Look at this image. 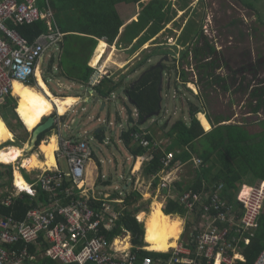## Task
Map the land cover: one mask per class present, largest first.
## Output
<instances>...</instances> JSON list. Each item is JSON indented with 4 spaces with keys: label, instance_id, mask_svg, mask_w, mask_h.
Instances as JSON below:
<instances>
[{
    "label": "trees",
    "instance_id": "16d2710c",
    "mask_svg": "<svg viewBox=\"0 0 264 264\" xmlns=\"http://www.w3.org/2000/svg\"><path fill=\"white\" fill-rule=\"evenodd\" d=\"M121 2L138 4L137 19L132 20L125 26L116 8V5ZM35 3L40 10L48 7L52 10L59 29L64 33L62 41L58 44L60 45L59 56L57 58L54 55L50 56L49 70L57 63L60 76L81 82H87L94 72V68L88 65V61L97 46L98 39H103L105 42H99L91 61L92 65L99 63L107 44L113 45L115 43L119 45L120 42H123L126 45L124 47L132 44L129 54L139 50L146 42L155 37L173 19L176 13L173 10L171 0H36ZM245 5H248L247 2H245ZM184 7H186L185 3L181 5L180 9L182 10ZM12 27L29 42H33L37 36L47 32V25L44 20H38L31 24H17ZM122 27H124L123 34L120 31ZM190 39L196 40L195 45L192 48L183 49L182 57H187L190 52L193 54V58L197 61L195 67L198 70L199 80L203 83V87L216 84L227 88V79L216 72V69L220 67L221 57L217 55L216 49L202 34L201 29L193 23L183 28L182 34L177 40L179 45L185 46ZM160 53L167 54V51L160 47L150 53H145L139 61L129 67L127 73L122 74L116 81L112 77H104L95 86L96 92L103 98L111 95L123 85L128 76L142 70L152 58V55ZM161 64L165 67L164 63ZM151 66L149 65L140 72L141 74L148 70L133 88H131V83L138 79L140 74L124 88L125 96L133 103V107L137 111V123H142L144 118L154 115L161 109L162 98L159 87L164 72L160 67L149 70ZM227 67L228 79L234 80L239 76L251 75L254 80H257L250 92L251 97L256 100L252 112L256 113L259 110L264 112V81L258 78L264 69H261L258 63L253 64L252 62L243 68V73L241 68L234 69L229 64H227ZM181 74L182 84L185 85L188 82L186 73L182 71ZM6 101L5 106L9 104V101L13 102L14 98L10 96ZM14 108L15 105L11 109ZM198 112H200L199 106L189 102L188 121L180 118L169 127L167 123L162 125V130H165L163 136L168 139V144L164 146V149H162L160 143H155L157 141L154 139V134L151 133L150 128L143 130L137 124H134L127 130L122 131L121 138L134 161L140 157L143 159L142 174L151 177V175L159 173L163 169L162 157L166 153L172 152L174 157L171 163H175L178 159L182 162H190L194 154L201 158L202 164L197 166L193 182L185 186V189L200 190L203 184L209 188L223 182L225 191L228 192L230 198L241 184L253 186L259 181H264V121L257 124L259 125L257 130H251L252 125L247 123L246 120L242 124L222 123L229 120V117L218 115L213 119L208 118L212 124L210 129V123L207 121L205 114ZM197 113L199 119L196 116ZM11 114L14 115L16 120H19L14 110ZM199 120L205 129L210 130L205 131ZM9 125L13 129L10 121ZM55 127L53 126V128ZM50 131L47 130L40 134L36 144H39L43 136ZM140 133H144V138L148 141L147 145H143L142 141L136 138V134ZM96 136L99 142H103L102 129ZM0 166L7 167L10 173V166L4 164H0ZM165 171H168V168ZM105 183L110 182L107 180ZM73 185L70 179L64 178L57 193L58 197L63 199V202L69 201L70 198L65 196V190ZM248 191L249 189L245 187L242 195H246ZM80 194L81 189L75 188L73 197H79ZM116 197L122 200L121 205L124 209L116 220L114 230L108 235L112 238L115 234L130 232L133 244L141 245L144 227L135 215L144 210L142 205L137 204L142 199V195L137 191H132L121 198L116 193L111 199H117ZM36 199L47 200V194L39 187L36 190V197L21 193L14 198L12 206L3 211H13L16 218L22 219L30 208L37 205ZM96 203L101 204L102 200ZM117 204L116 206H119ZM185 210L172 197H167L162 211L166 215L177 214L183 217L186 213ZM242 245L245 247V264H251L260 251L264 250V202L258 219V226L250 237V242L247 245L242 243ZM132 252H135L138 256L136 264L145 256L161 257L162 259L169 257L167 252H151L135 248ZM38 264L57 263L43 258Z\"/></svg>",
    "mask_w": 264,
    "mask_h": 264
},
{
    "label": "built area",
    "instance_id": "2783aa9c",
    "mask_svg": "<svg viewBox=\"0 0 264 264\" xmlns=\"http://www.w3.org/2000/svg\"><path fill=\"white\" fill-rule=\"evenodd\" d=\"M35 2L36 0H0V111L13 94V83L19 81L29 84L36 77L38 63L44 54L56 49L64 35L52 10L49 7L40 10ZM38 20L45 21L47 32L37 36L33 42H29L12 27ZM93 67L94 72L89 80L92 87L97 86L109 74L105 69ZM136 138L143 145L148 144L144 133L136 134ZM92 152L85 137L77 140L61 137L56 157L65 160L67 171L44 169L37 176L40 189L47 194V200L30 208L22 219L16 218L13 211L1 210L2 207L12 206L17 193L0 195V264H38L43 258L57 264L138 262L137 254L123 245L124 238H129V232H121L112 238L108 235L114 230L121 213L113 204L121 205L122 200L109 197L100 199L94 193H83L85 171ZM173 157L172 152L166 153L162 158L163 169L160 172H165L168 168V175L182 164L178 161L171 163ZM194 162L200 164L202 161L196 158ZM159 173L154 174L153 178H157ZM64 178L70 179L74 184L65 190L66 198H70L66 203L57 195ZM168 179L160 178L159 184L166 186ZM75 188L81 189L79 197H73ZM16 189L31 197L36 195L32 184L27 190ZM199 195L201 194L186 191L178 199L189 210H193ZM99 200H102L101 204L96 203ZM239 201L243 214L236 231L244 233L242 239L248 244L250 238L245 234L252 236L258 225L264 202V182L251 186L248 195L239 196ZM211 206L215 211L213 219L207 218L206 223L201 224L200 230L191 235L190 240L169 248L168 258L155 261L152 257L145 256L138 264H245L246 259L238 246L240 237L231 235L229 228L215 225L216 222H225L227 219L226 208L217 193L211 196ZM209 210V207H205V211ZM251 264H264V250L260 251Z\"/></svg>",
    "mask_w": 264,
    "mask_h": 264
},
{
    "label": "rangeland",
    "instance_id": "374dc122",
    "mask_svg": "<svg viewBox=\"0 0 264 264\" xmlns=\"http://www.w3.org/2000/svg\"><path fill=\"white\" fill-rule=\"evenodd\" d=\"M171 1L172 7L174 8L173 10L176 11L173 19L168 24H166L165 27L161 31H159V33L155 37L146 42L139 49H142L141 51L137 50V52L130 53L131 56L135 55V58L124 67L126 68L132 66L136 61H139L145 53H150L157 48L161 47V49L167 51V54L160 53L152 55V58L142 68L143 70L149 65L153 66L165 55L168 57L167 60L164 59L162 61L165 64V70L161 87L162 102L159 114L148 117V120H145L146 122L144 121L142 123H137V111L125 96L124 88L131 81L135 80L137 76H139L140 72L142 71L140 70L128 76L121 87L116 89L111 95L104 98V101L108 103L107 105L110 110L109 113L115 115L114 119L112 117V114H110V118H113L114 121L112 123V126L109 128L111 129L112 133L114 132V130L115 132L113 135H111L106 143H98L94 138L92 132H85L83 130L85 127L84 125H82V121L83 123L88 122L87 116L91 113L90 106L91 103H93L92 99H89L88 101H80L74 107V110L76 109L77 112L73 113L74 111L70 110L66 114H64L63 118L65 121H68V124L69 122L73 121V123L71 124L72 128H69L67 130L68 133L66 137L75 140L83 139L85 137V139L89 141V144L92 147L93 154L88 162V165L93 162L92 164H90L89 170L91 171L90 174L92 172L94 173L93 178L96 182V185L93 187V190L96 191L94 194L97 195L98 192L111 194L113 192V196V194L118 192V195L121 198H124L125 194L132 191H137L142 195V199H140L137 204L142 205V208L144 209L142 211L145 212V216H148L151 210L152 203L154 201H162L167 196L176 197V195L181 191L182 188L192 183L195 177L196 168H198L197 166L202 162L200 164H195V162L193 161L198 156L194 154L193 156L195 158H192L193 161L191 160L189 163L174 168L172 173L176 172V179L174 182V175L173 179L172 176L168 179L170 182H174V185L172 184L170 188H168V186L159 184V179H155L152 177L153 182L156 181V184H153L152 182H150L148 177L144 176L138 170L134 173L133 177H130V180H127V177L133 173V167L131 163L133 157L130 155L129 150L127 149V147H125L124 142L121 138L122 131L127 130L134 124H137L139 128L143 130L150 128L153 131L154 128L155 140L164 148V146L168 144V139L164 138L163 136L165 130H162V125L164 123H167L169 127L173 122L180 118L188 121L189 102L199 106L200 112H203L207 119H213L218 115L228 116L229 120L222 123L242 124L243 121L246 120L247 123H250L252 125L251 130H257L259 126L257 124L264 121V112L262 110H259L256 113L252 112V108L255 105L256 100L254 99V97H251L250 92L252 91L253 84H255L257 80H254L251 75L239 76L234 80L231 78L228 79V72L225 68L226 66H223L222 68L218 67L216 69V72L227 79V88H225L224 86L222 87V85L216 84L209 87H203V83H201L199 80L198 70L195 67L197 61L193 58V54L190 52L187 57H182L183 49L194 47L196 40L190 39V41L184 47L178 45L177 40V37L181 35V30H183L182 27L184 28L186 25L193 23L201 29L202 34L207 38L209 43L213 45L216 50H218L217 52H219V55H222V57L227 59V62L231 68L238 69L242 66L245 67L246 64L252 62L253 64L258 63L259 67L260 65H263L260 68L264 69V0ZM245 2H247L250 7L246 6ZM184 3L186 4V7L181 10V5ZM137 7V5H131L129 7L130 9L128 8L127 10H125L126 12H123L121 17L124 20L127 19V17L130 16L128 13L137 12ZM122 28L121 29L124 30V27ZM121 34H123V31ZM120 45L121 48H118V51H113V48L110 49V51H108L109 49L107 50V52L104 51L105 57H103L98 66H96L101 70L105 69L106 71H109L108 77H110L113 72L116 73V75L118 73L117 69L119 67H117L116 69L113 63L117 62L119 66L120 63L121 65L125 64L126 61L121 60V57L124 55V52L129 55V49H123V47L126 45L123 42H121ZM54 56L57 58L58 54L55 53ZM49 59L50 58H48L47 54L45 53L43 57V64H45L47 61L48 63L45 65V67L36 69V72L38 71L40 73V75L43 77V80H45L46 83L48 82L47 87L49 88V93L44 88L39 87V84L37 87V80L35 76V81H32L35 82V84L33 83L34 85L32 84L31 86L35 87L36 89L40 88L41 90H44L47 98L61 97L66 94H75L83 98L84 96L86 97L87 92L88 94H90L89 92L92 86L89 85V88L87 84H84L83 88H77L78 90L69 92L65 88L66 84H64L62 81V76H60L59 66L57 65V63H55L52 69L49 70ZM89 62L91 64V60H89ZM182 71L186 73V77L188 80L185 85L182 84ZM116 77L117 76H115L114 78L115 81ZM258 78L264 81V71ZM17 100V96L14 97L13 103H10V107L8 109L5 108V111H8L9 114H11L12 110H14L11 108L17 104ZM83 106H85V110L82 109ZM126 106H129L132 109L135 122L134 124L126 121L127 114L123 108ZM118 111H120V113H118ZM2 113L3 112L0 111V117H3ZM198 113L196 114L197 118ZM52 115H57L55 110H53L50 114L42 117V121H44L47 116ZM97 116L94 115L91 120V122L95 123V125L101 124V120L97 121ZM100 118H103V116L101 115ZM105 118L108 119L107 117ZM199 122L201 123L200 120ZM11 126L13 127V140H5L0 144L3 145L7 142H10L13 143V145H17L24 150L22 156L16 163H6L7 166L11 167L10 173L7 172L9 171L7 167H0V169H4V175H2V177L0 178L3 184L1 186L6 189L7 182L10 178L12 179L13 171L15 169H22L24 172L26 171L34 179H36V176L41 173L42 169H27L22 167L21 161L24 156H28L30 153H35L38 155V157L43 159V154L40 152L38 145L33 146L32 149L29 147L31 131L26 129L21 122H17V120L15 122H12ZM156 127H160L162 133H160V130L156 129ZM52 131H55V129H52L51 132ZM156 136L159 138L156 139ZM44 139H47V136H45ZM8 146L11 145L3 146L2 148ZM97 146L98 149L96 148ZM100 159H104V162L101 164L103 172H105L107 168L111 170L110 177L108 178H110L111 180L113 179V183L115 184H113L110 189H106L105 186L102 185V183L105 180H108V178L104 180L100 175L99 181H97L96 173H98L99 170L98 168H95V165ZM127 161L129 163L125 165L124 163ZM59 163L61 164L62 169L66 170V162L64 160H60ZM119 163L124 165L121 171L122 175L124 176L123 180L119 177L120 167H116V165ZM136 166L139 167L140 165L136 164ZM22 170L20 171L23 174ZM23 175L26 177L25 174ZM127 181H131L132 183L126 185ZM115 185H119L117 190L114 188ZM124 185H126V187ZM11 190L16 192L13 186ZM102 193H100V196H102ZM171 217L177 218L180 221L184 230V235L187 236L189 234L190 228L192 229L193 227V224L192 226H190V222H193V217L186 216L184 219L182 218L183 222H181V220L176 216ZM141 221L143 222L144 226V219H142Z\"/></svg>",
    "mask_w": 264,
    "mask_h": 264
},
{
    "label": "crops",
    "instance_id": "0c3cea01",
    "mask_svg": "<svg viewBox=\"0 0 264 264\" xmlns=\"http://www.w3.org/2000/svg\"><path fill=\"white\" fill-rule=\"evenodd\" d=\"M131 5H137L138 6V4H132V3H125V2H121V3H118L117 5H116V8H117V10H118V12H119V15H120V17L122 16V13L123 12H126L125 10H127ZM247 6H249V5H247ZM130 9V8H129ZM137 9H138V7H137ZM257 13V12H256ZM130 16H128L127 17V19H123L122 17H121V19L122 20H124L123 21V23H124V26L125 25H127L128 23H130L132 20H136L137 19V15H138V10H137V12L135 13H128ZM123 29V28H122ZM122 29H120V31L122 32L123 30ZM182 29H183V27H182ZM62 32V31H61ZM63 33V32H62ZM64 34V33H63ZM181 34H182V30H181ZM179 37V36H178ZM178 37H177V39H178ZM63 39V38H62ZM152 39V38H151ZM150 39V40H151ZM62 41V40H61ZM60 41V42H61ZM100 41H102V42H105L103 39H98V43H97V46H98V44H99V42ZM135 41V40H134ZM121 43V42H120ZM179 45V44H178ZM131 46H132V44H130V45H128V47H123V49H126V50H128V49H130L131 48ZM96 48L97 47H95L94 48V50L96 51ZM114 49L113 51H118L119 49L118 48H121V45L119 44V45H117V44H113V45H108L107 44V48L105 49V52H107V50L108 51H110V49ZM118 49V50H117ZM93 50V52L94 53H92V57H90V60L92 61V59H93V57H94V55H95V51ZM142 50V49H141ZM141 50H139V51H141ZM56 51V52H55ZM112 51V50H111ZM105 52H104V54L102 55V57H101V59L99 60V62L102 60V58L103 57H105ZM135 52H137V51H135ZM52 53V54H51ZM55 53H57L58 54V56H59V54H60V45H58L57 47H56V49H54L52 52H49V53H46L47 54V56H48V58H50V56L51 55H55ZM130 56V57H129ZM44 57V56H43ZM122 59L121 60H125L126 62H125V64H122L121 65V63H120V66H119V64L117 63V62H114L113 64L115 65V67H116V69H117V67H119L118 69H117V71H118V73H117V75H116V73H112V75L110 76V77H112V78H115V76H117L116 77V80H118V78L122 75V74H125V73H127V71H128V69H129V67H126V68H128V69H126V68H124L125 66H126V64H128L131 60H133L134 58H135V55L134 56H131L130 54L128 55V54H126V52H124V55L121 57ZM42 61V62H41ZM48 63V61L45 63V64H43V58H42V60H40V62L38 63L39 65L37 66V68H43V67H45V65ZM99 64V63H98ZM98 64H96V65H92V64H90V62L88 61V65L89 66H91V67H93V66H98ZM48 67V66H47ZM94 68V67H93ZM92 76V75H91ZM62 78V81H63V83L64 84H66L65 85V88L69 91V92H73L74 90H78L77 88H83L84 87V84H87V86L89 87V80L87 81V82H81V81H76V80H73V79H67L66 77H61ZM33 79V81H35V79L34 78H32ZM47 86V83H46V81L45 80H43V77L40 75V73L37 71L36 72V80H37V87H38V84H39V87H41V88H44L45 89V87H43L42 86V84H41V82H40V80ZM127 79V78H126ZM125 79V80H126ZM65 81V82H64ZM23 83V82H22ZM31 83V84H30ZM29 84H26V83H23V84H25V85H28V86H31L33 83L35 84V82H32V80H31V82H30ZM33 84V85H34ZM83 84V85H82ZM16 85H19V83L18 84H16ZM16 85H15V87H14V92H13V94H12V98H14V97H16L17 96V99H18V97H19V95H20V91L18 90V89H16ZM33 87V86H32ZM35 88V87H34ZM90 88V87H89ZM39 89V88H38ZM49 89V88H48ZM86 91H87V89H86ZM43 94H44V96L46 97V93L44 92V90H42L41 91ZM48 92V91H47ZM19 93V94H18ZM90 94H88V92H87V95H86V97L84 96L83 98L82 97H80L79 95H75V94H66V95H63V96H61V97H66V96H69V97H72V96H74V97H76V99H77V101L75 102V104H73V105H71V106H69L68 107V109L66 110V112L64 113H59L56 109H55V111H56V113H57V115H54L55 116V123H54V125L53 126H56V128H53V126L50 128V129H48V130H52V129H55V131H50L49 133H46L44 136H43V138L39 141V144H36V142H37V140H36V142L34 143V144H31V135H30V148L32 149V147L33 146H35V145H38L39 146V150H40V152L43 154V159L42 158H40V157H38V155L37 154H35V153H30L28 156H24L23 158H22V161H21V163H23V161L26 159V158H30L31 157V155L32 156H35L36 157V159L40 162V163H42V165H43V163L45 162V155H44V152L41 150V147H40V145H41V142H43V141H48L49 140V138H51L52 136L53 137H55V144H56V146H55V149H54V159H55V164L53 165V166H51V167H47V166H45V165H43L44 166V168L42 167V166H39L38 168H33V169H42V171L44 170V169H59V170H61L62 172H65V171H67V168H66V170H64V169H62V166H61V164L59 163V161L60 160H62V159H58L57 157H56V151H57V149H58V147H59V142H60V138L62 137V136H64V137H66V135H67V133H68V129L69 128H72L71 127V124L73 123V121H71V122H69V124H68V121H65L63 118H64V114H66L68 111H74L73 113H76L77 111H76V109L74 110V107L76 106V104L77 103H79L80 101H82V100H84V101H88L89 99H92V101H93V103H91V106H90V109H91V113H90V115H88L87 116V121L88 122H86V123H83V121H82V125H84V131L85 132H92L93 133V135H94V138L97 140V142L98 143H101L102 144V142H99V139H98V137L96 136V134L97 133H99L100 132V130L102 129L103 130V138H104V140H103V143H106L107 141H108V139L111 137V135H113L114 134V132H115V130H114V132L112 133L111 132V129H109L111 126H112V123H113V121H114V119H115V115H113L112 113H109L110 112V110H109V107H108V103L107 102H105L104 101V98L103 97H101L97 92H96V90H95V86H93L92 87V89L90 90V92H89ZM10 100V99H9ZM7 102V101H6ZM6 102L4 103V105H3V109L1 110V112H3L2 113V115H3V117H0V119H2L3 121H4V123H6L5 125L8 127V129L10 130V132H11V134H12V129L9 127L10 125H9V121H10V123L12 124V122H15L16 121V118H14V117H12V114H9V112L8 111H5V108H9L10 107V103H13V102H10L9 101V104L8 105H6L5 106V104H6ZM133 105V104H132ZM5 106V107H4ZM9 106V107H8ZM13 106V105H12ZM161 106V105H160ZM127 107V106H126ZM126 107H123L124 108V110H125V112H126V114H127V111H126ZM129 107V106H128ZM82 109L83 110H85V106H83L82 107ZM14 112L16 113V105H15V108H14ZM159 112L160 111H158V114H159ZM78 113H79V111H78ZM118 113H120V111H118ZM17 114V113H16ZM97 114H98V116H97ZM110 114H112V117L114 118H110L111 117V115ZM158 114H155V115H158ZM94 115H96L97 117V121H99V120H101V124H99V125H95V123H93V122H91V120H92V118H93V116ZM103 116V118H100V116ZM155 115H152V116H155ZM14 116V115H13ZM17 117L19 118V120H17V122H21V120H20V117L18 116V114H17ZM105 117H107L108 119H106ZM132 117H133V112H132ZM151 117V116H150ZM120 118H121V116H120ZM207 119V118H206ZM42 121V119L40 120V122ZM126 121H128L129 122V117H128V114H127V120ZM144 121V120H143ZM142 121V122H143ZM207 121L210 123V121L207 119ZM146 122V121H145ZM22 123V122H21ZM88 123V124H87ZM135 123V122H134ZM133 123V124H134ZM132 124V123H131ZM23 125V124H22ZM121 125V124H120ZM25 127V126H24ZM211 124H210V129H211ZM156 129H161L160 127H156ZM210 129H205V131H209ZM30 131V130H29ZM47 131V130H46ZM45 131V132H46ZM148 131V130H147ZM44 133V132H43ZM151 133L152 134H154L155 135V130H154V128H153V131L151 130ZM160 133H162V130H160ZM31 134H32V130H31ZM42 134V133H41ZM85 134V133H84ZM45 136H47V139H44V137ZM69 136V135H68ZM39 138V137H38ZM159 137H157L156 136V139H158ZM9 139H11V141L13 140V134H12V138H9ZM9 139H7V141H10ZM121 139V138H120ZM154 139H155V136H154ZM4 143V142H3ZM7 143H9V144H7ZM7 143H5V144H3V145H1L0 144V149L3 147V146H7V145H13V143H10V142H7ZM156 144L158 143V142H155ZM125 145V144H124ZM13 146H16V147H19V146H17V145H13ZM8 147H10V146H8ZM126 147V146H125ZM21 148V147H20ZM30 148H28V149H30ZM97 149H98V146L96 147ZM162 149H164V148H162ZM22 150H24V149H22ZM23 154V153H22ZM33 154H35V155H33ZM112 154V153H111ZM131 155V154H130ZM129 155V156H130ZM22 156V155H21ZM132 156V155H131ZM147 158V157H146ZM163 158V157H162ZM192 158H195L194 156H192ZM192 158H191V160H192ZM196 158H200V157H196ZM201 159V158H200ZM19 160V159H18ZM145 160H147V159H145ZM44 161V162H43ZM65 161V160H64ZM162 161V160H161ZM178 162H181L182 164L180 165V166H182V165H184V164H186V163H189V162H182L181 160H177ZM193 161V160H192ZM104 162V159H100V160H98V163H96V165H95V168L97 169L98 168V170H99V172L98 173H96V175H97V181H99V178H100V175H101V177L105 180L106 178H108V177H110V169L109 168H107V170L105 171V172H103V168H102V163ZM194 162V161H193ZM3 163H5V162H1L0 161V164H3ZM93 162H91L90 164H92ZM127 163H129L128 161L127 162H125L124 164L125 165H127ZM132 174L130 175V176H128L127 177V180H130L131 178V176L133 177V175H134V173L138 170V171H140L141 173H142V170H141V168H142V163H143V159H142V157H140L139 159H137L136 161H134V159L132 160ZM7 164H10V163H7ZM90 164L89 165H87V168H86V171H85V182L86 183H84V188H83V193L84 194H86V195H91L92 193H95L96 191H94L93 190V187L96 185V182L94 181V178H93V175H94V173L92 172L91 174H90V170H89V166H90ZM136 164L137 165H140L139 167H137L136 166ZM202 164V163H201ZM4 165H6V163L4 164ZM22 167H24V168H26L25 166H23V164L21 165ZM124 165L123 164H121V163H119V164H117L116 165V167L118 168V167H120V175H119V177H120V179H124V176L122 175V167H123ZM198 166H200V165H198ZM1 167V166H0ZM3 168H5V167H3ZM27 169H29V168H27ZM30 169H32V168H30ZM20 170H22V169H18V172L21 174V176H22V178L24 179V181L28 184V185H30V184H32L33 185V187L37 190V187H39L40 188V186H39V184H38V181H37V176L40 174H38L37 176H36V179H34L33 177H31L26 171L24 172L23 170V174H25L26 175V177L22 174V172L20 171ZM41 171V172H42ZM0 172H1V175H0V178L2 177V175H4V169H0ZM8 172V171H7ZM14 172H15V170L13 171V175H12V179L10 178L9 179V181L7 182V189L6 188H4V187H2L1 185H3L2 184V182H1V179H0V195H6V194H8V193H17L16 195H20L21 193H25V192H20L18 189H16V187H15V185H14ZM167 172L168 171H166V172H162V173H159V175H158V179H160V178H163V177H165L166 176V174H167ZM138 173V172H137ZM166 173V174H165ZM172 174V175H171ZM173 175H174V182H175V179H176V172H171L170 174H168L166 177H168V178H170L171 176H172V179H173ZM152 177H153V175H151V177H148L149 178V180H150V182H152L153 184H154V182H153V180H152ZM151 178V179H150ZM156 179V178H155ZM11 180H12V182H11ZM107 180H105L103 183H102V185L103 186H105V188L106 189H110L111 187H112V185L113 184H115V183H113V179L111 180L110 178H108V181L110 182V183H105ZM173 181V180H172ZM174 182H170V181H168L166 184V186H168V188H170L171 187V185L173 184L174 185ZM193 182V181H192ZM260 182V181H259ZM259 182H257L255 185H257ZM262 182V181H261ZM264 182V181H263ZM130 183H132L131 181H127V184L126 185H128V184H130ZM158 183H159V181H158ZM191 184V183H190ZM222 186H221V185ZM126 185H124L125 187H126ZM12 186L14 187V190L16 191V192H14L13 190H11L12 189ZM187 186V185H186ZM221 186V188L219 189L218 187H220ZM254 186V185H253ZM118 187H119V185H115V189L117 190L118 189ZM245 187H247L248 189H249V191H248V193L250 192V188H251V186L250 185H247V184H241L240 185V187L238 188V190L234 193L233 192V195L232 194H230V195H232V197H228V192H226L225 191V185H224V183L223 182H219L218 184H215V185H213V186H211V187H209V188H207L204 184H203V186H202V189H200V190H195V189H192V188H189V189H185V188H182L181 189V191L180 192H178V194L176 195V197H174V196H167V197H172L176 202H178L180 205H182L186 210V213H185V215L182 217V216H180V215H177V214H168V215H170V216H176V217H178L180 220H181V222H183V219L187 216H189V217H193V222H190V226H192V224H193V227H192V229L190 228V231H189V234L186 236V235H184V230H183V228H182V224H181V232H180V234H179V237H178V239H177V241H176V243H183V242H186V241H188V239L190 240V237H191V235H194V234H196V232L197 231H199L200 230V226H201V224H203V223H206V220H207V218L208 219H213L212 217L214 216V214H215V211H214V209L213 208H211L212 206H211V196L214 194V193H217L218 195H219V198L221 199V202L224 204V206H225V208H226V212H227V219H226V221L225 222H216L215 223V225L216 226H218L219 228H229V230H230V232H231V235H234L236 238H239L240 237V239H239V241H238V246H239V248H240V251H241V253L243 254V256H244V258L246 259V257H245V254H244V246L242 245V243H244V240L242 239V236H243V234L244 233H242V234H240V232H238V231H236V229H237V226H238V224H239V220H240V218H241V216H242V214H243V208H242V205H241V203H240V201H239V196L240 197H245V196H247L248 195V193L246 194V195H242V192H243V189L245 188ZM116 190H114V191H116ZM91 191H92V193H91ZM186 191H192V192H194V193H197V194H201V195H203V196H201V195H199L200 196V198L198 199V201H196V205H195V207H194V209L193 210H189L184 204H182L180 201H179V196L182 194V193H184V192H186ZM100 193H102V192H98L97 193V196L100 198V199H108V197L109 198H112V193L111 194H106V193H102V196H100ZM118 193V192H117ZM116 194V193H115ZM114 195V194H113ZM31 197V196H30ZM34 197H36V195L34 196ZM167 197H165V198H167ZM117 199L119 198V197H116ZM164 198V200H162V201H159L160 203H161V207H160V209L161 210H163V207H164V204H165V202H166V199ZM37 200V205H38V203L41 201V200H39V199H36ZM117 209H120L121 211L124 209V208H122V205H120V204H117V205H119V206H116V204H113ZM205 207H209V211H205ZM6 208H8V207H2V211L4 210V209H6ZM141 212H143V213H145L144 211H140L139 213H141ZM139 213H137L135 216H136V218H137V220L139 221V222H141L142 224H143V222L141 221V219L140 218H138V215H139ZM164 213V212H163ZM183 218V219H182ZM258 226V225H257ZM144 227V235H145V225L143 226ZM257 228V227H256ZM255 228V229H256ZM255 229H254V231H255ZM254 231H253V234H254ZM130 233V232H129ZM115 235H117V234H115ZM114 235V236H115ZM144 235H143V242H142V244L141 245H134L133 244V242H132V235L131 234H129V238L127 237V238H124V241H123V245H124V248H131V251L133 250V248H135V249H137V250H145V251H151V252H153V250H149L148 248H147V245H148V242H146L145 241V239H144ZM246 236H248L249 238L251 237L249 234H245ZM250 242V241H249ZM244 245H247V244H245L244 243ZM142 247H144V248H142ZM168 251V250H167ZM167 251H165V252H167ZM155 252H161V251H155ZM257 257V256H256ZM155 261L156 260H160L161 259V257H157V258H153ZM256 259V258H255ZM254 259V260H255Z\"/></svg>",
    "mask_w": 264,
    "mask_h": 264
},
{
    "label": "bare ground",
    "instance_id": "6f19581e",
    "mask_svg": "<svg viewBox=\"0 0 264 264\" xmlns=\"http://www.w3.org/2000/svg\"><path fill=\"white\" fill-rule=\"evenodd\" d=\"M40 82L49 93L48 87L41 80ZM18 83L19 85H16ZM15 85L16 89L20 91L16 104V113L20 117L23 126L30 131L40 123L42 117L50 114L55 109L59 113H65L68 107L75 104L77 101L75 97L69 96L47 98L41 92L42 90L40 88L36 89L19 81L13 83V92ZM9 138H12V134L4 121L0 119V143ZM55 146V137L53 136L49 138L47 142H41L40 147L45 155V162L43 161V165L51 167L55 164L53 155ZM22 153L23 150L16 146L1 148L0 161L5 163H16ZM39 161L35 156L31 155V157L26 158L22 164L29 169L38 168L39 166L44 167ZM14 184L22 190L29 189V185L24 181L17 169H15L14 172ZM160 207V202L154 201L148 216H145L146 214L141 212L138 218L141 220L144 219V239L148 242L147 248L153 251L165 252L176 245V240L181 232V223L177 218L163 213Z\"/></svg>",
    "mask_w": 264,
    "mask_h": 264
},
{
    "label": "water",
    "instance_id": "95a60500",
    "mask_svg": "<svg viewBox=\"0 0 264 264\" xmlns=\"http://www.w3.org/2000/svg\"><path fill=\"white\" fill-rule=\"evenodd\" d=\"M164 58H165V59H168L167 56H164ZM163 60H164V59L161 58L156 64H154L153 66H151V67L149 68V70L155 69V68H157V67H160L161 70H162L161 63H162ZM147 71H148V70H145L144 72H142V73L140 74V76L138 77V79L135 80L134 82H132V84H131V88L134 87V85L136 84V82L139 81ZM161 75H162V73H161ZM162 77H163V76H161V82H160L159 92L161 91V87H162ZM130 103L133 104L131 101H130ZM126 111H127L128 117H129V122L133 124V123H134V119H133V117H132V110H131V108L127 106V107H126ZM155 114H158V112H156ZM155 114H154V115H155ZM150 116H152V115H150ZM150 116H148V117H150ZM148 117L144 118V121L147 120ZM54 123H55V116H54V115H52V116H47V118H46L44 121H41V122H40V123H39V124H38V125L32 130V134H31V144H34V143L36 142V140L38 139L39 135H40L41 133L45 132L46 130L50 129V128L54 125Z\"/></svg>",
    "mask_w": 264,
    "mask_h": 264
},
{
    "label": "flooded vegetation",
    "instance_id": "af4514ba",
    "mask_svg": "<svg viewBox=\"0 0 264 264\" xmlns=\"http://www.w3.org/2000/svg\"><path fill=\"white\" fill-rule=\"evenodd\" d=\"M184 47V46H183ZM216 51H218V50H216ZM218 54L217 55H219V52H217ZM166 56V55H165ZM193 56V55H192ZM220 57H221V62H220V68H222L223 66H226L225 68H226V70H227V72H228V67H227V64H228V62H227V59L226 58H224V57H222V55H219ZM163 59H165L164 57H162ZM165 60H167V59H165ZM163 63V62H162ZM249 64V63H248ZM246 66H247V64H246ZM161 67H162V69H163V72H164V70H165V67L164 66H162V64H161ZM243 68H245V67H241V69H242V73H243ZM239 69V68H238ZM228 75H229V73H228ZM242 75V74H241ZM164 76V75H163ZM169 85V84H168Z\"/></svg>",
    "mask_w": 264,
    "mask_h": 264
},
{
    "label": "clouds",
    "instance_id": "9594fccd",
    "mask_svg": "<svg viewBox=\"0 0 264 264\" xmlns=\"http://www.w3.org/2000/svg\"><path fill=\"white\" fill-rule=\"evenodd\" d=\"M127 99H128V97H127ZM129 100V99H128ZM130 102V101H129ZM135 108V107H134ZM132 110V109H131ZM134 119V118H133Z\"/></svg>",
    "mask_w": 264,
    "mask_h": 264
}]
</instances>
